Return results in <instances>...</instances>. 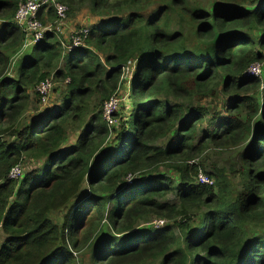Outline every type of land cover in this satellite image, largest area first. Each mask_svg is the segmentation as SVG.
I'll use <instances>...</instances> for the list:
<instances>
[{"label": "trees", "instance_id": "1", "mask_svg": "<svg viewBox=\"0 0 264 264\" xmlns=\"http://www.w3.org/2000/svg\"><path fill=\"white\" fill-rule=\"evenodd\" d=\"M22 1L0 0V264H72L85 249L89 264H264V95L247 75L264 60V0H220L212 14L186 0H55L99 18L86 48L63 54L47 31L7 75L26 38L14 24ZM174 17L197 27L191 48L172 32ZM47 19H57L52 6L37 12L41 26ZM128 67L126 106L109 129L103 108ZM50 77L63 84L60 105L21 125L29 93ZM218 88L224 105L202 129L209 110L182 102L217 98ZM69 125L82 126L73 144ZM209 147L240 158L237 169L204 173L210 186L195 163ZM150 219L168 224L149 228Z\"/></svg>", "mask_w": 264, "mask_h": 264}, {"label": "rangeland", "instance_id": "2", "mask_svg": "<svg viewBox=\"0 0 264 264\" xmlns=\"http://www.w3.org/2000/svg\"><path fill=\"white\" fill-rule=\"evenodd\" d=\"M25 1V0H24ZM22 1L21 4L24 2ZM187 4L189 5L190 8L193 9H202L205 10L209 13H213L212 11V7H214V9L216 7L220 8H225L226 6L224 4H222L220 2V0H186ZM67 7V11L66 14L64 13L63 16L58 17L57 19H54L53 21L51 20H44V26H42L45 31H50L53 32L55 34V37L57 39L58 42L64 44L65 46L62 48L63 49V54L68 53V49H67V45L70 47L72 46L73 40L80 38V45L76 48V50H83L84 48H86V45L84 44V39L86 37H82V35L85 36L84 34V30L89 31L92 27L95 26V24L98 22L99 18H95L92 17V15L87 11V9H85L84 7H80V6H73V8H70L68 6ZM161 5H159L158 3H154L151 6H147L144 10H140L141 13L144 15L145 18H148L149 16H151L155 11L158 10V8H160ZM128 11V10H127ZM127 14L122 15L121 17H127ZM173 22L171 23V29L173 33H182L184 36V45L187 48H191L194 43H195V32H196V26L195 25H191L189 24V21L186 20L185 22L182 23H178L177 18L174 17ZM80 32L82 34H80ZM27 40L31 39L30 34L28 35V37L26 38ZM72 40V41H71ZM30 46H25V44L23 45L21 51H19L18 54L12 55L11 56V67L8 69L7 71V75H13L14 72V62L18 60L19 56L21 54L26 53ZM75 50V49H74ZM73 51V50H72ZM71 52V51H70ZM14 64V65H13ZM57 68L62 69L63 68V60H60V62L57 65ZM123 75L121 76L120 79V84L116 89V94L110 99L109 102H107L104 105L103 108V122L104 124H106V126L109 129H112L113 127H118L119 124L116 121V116L118 115V113H121L122 107L126 106L125 104V100L126 97L129 95L130 92V83H131V68H125L124 72H122ZM14 79V78H12ZM50 81H49V86L46 89V91L44 92L43 89H41L42 92H37V87L35 88L33 93H29V102H27L26 105V111L24 112L23 116L21 117V125H27L32 118L36 117L38 114H40L41 112H43L44 110L51 109L53 107H57L60 105L62 96H63V84L57 80H55L54 78L50 77ZM45 88V87H44ZM220 89H217V93H218V97H213V98H209L206 99L202 102H196V101H183L182 103L184 105L187 106H192V108L201 106L205 109H208V113L205 116V122L203 123L202 129L204 128H208V127H212L211 125H209L210 119L212 118L214 113H218L222 110V107L224 105V100L226 99L225 96H222L219 93ZM261 96L264 95V92L260 93ZM169 102L171 104L176 103V100H174L173 98L169 99ZM90 112L91 113H95L99 110V105L95 99V97L93 96V98L90 100ZM130 113L128 112V115ZM82 130V126H78V125H69L67 128L68 131V135H67V139H68V144H73L78 135L80 134ZM2 139L6 142L12 141V137L10 136V133H5L4 135H2ZM167 143V140L160 141L158 142L159 146L164 147L165 144ZM201 160H204L203 162ZM201 160L196 161V164H201L203 165L202 170L203 173H200L199 175L202 177V179H204L205 177H207L206 174H210L212 173V171L216 168H223L225 170H228L230 168H239L240 167V158H239V150H235V151H222L219 149H216L215 147H209L205 152L204 155L201 157ZM33 165V162H27L26 164V168L24 167H20L21 168V175L26 171V169H31ZM159 175L163 174L164 176L168 177V173L166 171V169H162V170H158L157 172ZM205 176V177H204ZM21 177V176H20ZM19 177V178H20ZM231 181L233 183L234 186L237 187V184L239 182L238 177H233L231 178ZM166 202H175V198L173 196H168L165 200ZM66 210H62L59 214L58 213H54L52 214V219L55 223H62L63 219L67 216L68 212H69V206H67L65 208ZM197 221V218L195 219ZM149 223H144L149 224V228H154V229H162L164 228V226L166 227V225L168 223H164L161 222L157 219H150L148 220ZM147 221V222H148ZM195 221V222H196ZM141 222L139 223V225H137L138 227L135 229V233L138 234V232H141L140 227L141 226ZM140 226V227H139ZM145 227V226H144ZM107 231L109 232V230L107 229ZM250 234H255L256 230L253 228L249 229ZM123 238V237H122ZM91 255H89V251L87 249H85L84 251H82L81 253L77 254V256H75V260L72 264H89V260H90ZM148 264V263H146Z\"/></svg>", "mask_w": 264, "mask_h": 264}, {"label": "built area", "instance_id": "3", "mask_svg": "<svg viewBox=\"0 0 264 264\" xmlns=\"http://www.w3.org/2000/svg\"><path fill=\"white\" fill-rule=\"evenodd\" d=\"M52 6L56 11L57 18L66 14L67 7L65 5L58 4L55 0H25L22 4L18 5V9L15 13L14 24L21 29L22 32L26 35V38L30 34L31 39L27 40L25 38V46H30L38 41L43 39L44 33H46L45 29L38 23L37 21V12L42 7ZM88 31L84 30V35L82 37L87 36ZM80 34H82L80 32ZM72 41V40H71ZM23 44V45H24ZM80 45V38L73 40L72 46L69 49L67 45L68 52L76 49ZM65 45L61 43V47L63 48ZM247 75L254 76L259 78L262 81L260 86V91H264V60L260 63L253 64ZM49 86V81L45 84H41L37 86V92H42L41 89L46 91ZM45 87V88H44ZM21 176V169L19 167L13 168L9 173V178L13 180H17ZM205 177V176H204ZM198 183L204 185H211L212 183L209 181L208 177L202 179L200 175H198ZM164 222V221H161Z\"/></svg>", "mask_w": 264, "mask_h": 264}]
</instances>
